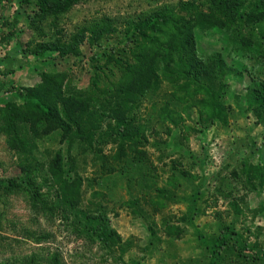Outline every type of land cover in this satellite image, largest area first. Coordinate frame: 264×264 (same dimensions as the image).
I'll return each mask as SVG.
<instances>
[{
    "label": "rangeland",
    "instance_id": "rangeland-1",
    "mask_svg": "<svg viewBox=\"0 0 264 264\" xmlns=\"http://www.w3.org/2000/svg\"><path fill=\"white\" fill-rule=\"evenodd\" d=\"M203 1L78 0L41 18L37 0H0V29L13 32L0 41V79L13 86L0 94V104L20 105L14 89L39 85L42 72H68L72 92L87 94L90 127L98 126L86 141L61 137L58 130L35 140L27 173L35 196L23 187L0 186V264H209L208 248L225 227L232 236L217 264H264V125L243 99L250 80H264V38L257 26L242 25L237 38L235 24L193 28L195 55L209 82L220 76L216 100L225 122L207 111L211 118L202 111L198 119L196 106L183 111L184 103L174 98L183 80L195 82L176 73L163 77L161 63L159 82L150 74L134 77L139 96L127 104L122 141L115 137L116 120L102 108L119 77L112 62L125 54L128 23L164 8L191 20L195 6L207 9ZM95 22L113 31L96 42L85 34L72 44L81 26ZM66 42L77 52L41 51ZM95 69L100 77L93 91ZM165 106L182 119L163 116ZM5 141L0 131V183L25 176L20 155ZM56 160L61 180L50 181L47 168ZM77 179L76 196H68ZM159 190L168 197L157 196ZM233 236L246 249L238 250Z\"/></svg>",
    "mask_w": 264,
    "mask_h": 264
},
{
    "label": "trees",
    "instance_id": "trees-1",
    "mask_svg": "<svg viewBox=\"0 0 264 264\" xmlns=\"http://www.w3.org/2000/svg\"><path fill=\"white\" fill-rule=\"evenodd\" d=\"M37 1L39 15L43 18L47 15L56 16L63 13L78 0ZM203 3L206 4L207 9L200 11L195 6L194 9H191L193 10L191 20L182 18L172 8H164L140 16L135 21L128 23L126 29L129 27L131 29L123 35V42L129 46L126 45V48H122L125 54L115 59V62L114 58H110L113 60L112 64L115 63L114 67L119 72V77L112 84L113 90L105 99L102 107L109 110L111 119L114 117L113 119L116 120L114 132L115 137H118L119 140L122 141L121 138H125L126 135L122 130V123L126 121V114L129 111L127 104L130 101L132 103L133 99L139 96V93L133 89L134 77L145 73L147 76L150 74L156 79V82H159V73L157 74L156 70L160 63L162 72L160 74L163 77L169 79L171 74L176 73L178 77L190 79L192 84L195 82V86H188L187 81L183 80L185 82L179 86L181 93L178 98H174L175 101L184 103L183 111L188 112L190 106H196L198 107V119H201L202 111L205 113L207 111L214 113V116L220 114L219 118L225 122V114L222 113L220 104L216 100L221 87V82H218L220 76H214L213 80L209 82L210 79L208 80L204 65L195 55L193 28L195 25H206L227 30L235 24V27L238 26L234 33L237 38L242 37V25L245 27L257 26L260 36L264 38V0H204ZM107 27L108 25L102 27L98 22L81 26L72 36V44L79 43L86 35L90 36L89 39L87 38L88 41L96 42L105 32L113 31L112 27L106 29ZM11 35H13L12 31L0 29V41H6ZM72 44L71 42L57 45L46 44L43 46L44 49L41 48V51H53L61 56L69 52L76 53ZM3 54V48H0V59ZM68 77H70L69 73L63 71L42 72L39 85L32 88L14 89V96L21 101L20 105H15L9 100L0 104V131L5 133L6 147L20 155L17 164L20 172L25 175L0 183L4 190L11 191L13 188L23 187L32 196L38 194L27 175L30 170L32 148L33 145H36L37 138L52 130H58L61 137L86 141L89 136L92 137L93 130L98 128V126L97 128L90 127L93 110L86 111L87 94L75 92V90L72 92L73 87L67 84ZM98 77H100L99 71L95 69L89 77V85L93 91L96 90ZM8 84L11 82L7 83L0 79V94L11 90L13 86ZM156 84L152 85L154 90L157 88ZM243 99L246 109L252 112L255 121L264 125V80H250ZM169 110L165 106L164 112L167 113L162 115L170 121L179 120L180 114L171 113ZM211 117L206 113L205 118ZM47 172L50 176L48 180H61L60 162L56 160V164L50 163ZM79 184V179H77L73 186L74 191L69 190L68 196H76ZM165 194L163 190H159L156 195L163 197ZM167 197L165 195L163 199ZM149 202L153 204L154 201L150 199ZM159 205L163 206L164 202L162 201ZM230 231L228 227H225L208 248L209 264H217L220 248L224 247L226 240L232 236ZM105 232V226H101L100 235ZM233 237L234 245L238 250L246 249L235 236ZM254 255L259 256L258 254Z\"/></svg>",
    "mask_w": 264,
    "mask_h": 264
}]
</instances>
